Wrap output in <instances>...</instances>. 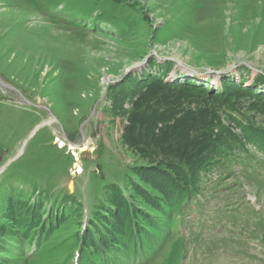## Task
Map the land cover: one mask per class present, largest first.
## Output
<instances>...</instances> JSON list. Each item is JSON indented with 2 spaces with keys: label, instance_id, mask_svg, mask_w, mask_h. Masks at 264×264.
I'll list each match as a JSON object with an SVG mask.
<instances>
[{
  "label": "rangeland",
  "instance_id": "obj_1",
  "mask_svg": "<svg viewBox=\"0 0 264 264\" xmlns=\"http://www.w3.org/2000/svg\"><path fill=\"white\" fill-rule=\"evenodd\" d=\"M166 70L264 96V0H0V264H95L85 249L117 230V192L157 208L131 186L151 158L124 141L131 104L116 88ZM241 103L222 121L245 147L188 199L135 215L150 230L117 264H264V152L242 131L264 132V101ZM56 138L85 144L78 162Z\"/></svg>",
  "mask_w": 264,
  "mask_h": 264
},
{
  "label": "trees",
  "instance_id": "obj_2",
  "mask_svg": "<svg viewBox=\"0 0 264 264\" xmlns=\"http://www.w3.org/2000/svg\"><path fill=\"white\" fill-rule=\"evenodd\" d=\"M171 65L170 62L168 66ZM166 72L159 76L130 74L123 77L116 88L122 100L131 104L123 139L130 148L151 158L150 163L138 169L140 179L131 186L154 201L157 208H149L132 195L117 192L108 212L116 219L118 228L97 237L104 244L102 253L95 250V246L84 248L88 263L92 260L95 264H117L118 257L126 258L125 245L138 248L140 244L136 240L146 238L151 227L147 224H151L135 219V215H149L164 204L188 199L202 172H208L221 160L235 158V151L245 147V143L223 123L222 116L230 117L238 112L244 98L257 97L264 101V96L242 87L227 74L222 76L220 90L214 93L209 85H202L196 78L166 81L169 71ZM260 76L259 80L264 81V75ZM242 131L246 143L264 152L263 131L257 132L249 126H243ZM101 216L107 218V211ZM7 219L12 221L11 227L23 225L20 220ZM100 223L102 226V221ZM141 247L146 246L142 244Z\"/></svg>",
  "mask_w": 264,
  "mask_h": 264
},
{
  "label": "built area",
  "instance_id": "obj_3",
  "mask_svg": "<svg viewBox=\"0 0 264 264\" xmlns=\"http://www.w3.org/2000/svg\"><path fill=\"white\" fill-rule=\"evenodd\" d=\"M56 144H57V146L59 147V149H61L62 148V141H61V139H59V138H56ZM80 173V171H78V174Z\"/></svg>",
  "mask_w": 264,
  "mask_h": 264
},
{
  "label": "water",
  "instance_id": "obj_4",
  "mask_svg": "<svg viewBox=\"0 0 264 264\" xmlns=\"http://www.w3.org/2000/svg\"><path fill=\"white\" fill-rule=\"evenodd\" d=\"M166 60L173 61V60H170V59H166ZM218 74H220V73H218ZM209 78H210V77H209ZM119 81H121V80H118V82H119ZM118 82H117V83H118ZM26 103H27V104H30V103H28V102H26ZM46 109H47V108H46ZM47 110H48V109H47ZM55 119L57 120L56 117H55ZM49 124H50V123L48 122V123H44L43 125L46 126V125H49ZM81 134H82V136H83V138H84V134H83V132H82V129H81Z\"/></svg>",
  "mask_w": 264,
  "mask_h": 264
},
{
  "label": "bare ground",
  "instance_id": "obj_5",
  "mask_svg": "<svg viewBox=\"0 0 264 264\" xmlns=\"http://www.w3.org/2000/svg\"><path fill=\"white\" fill-rule=\"evenodd\" d=\"M142 66V65H141ZM110 81V79H107L106 80V82H109ZM50 123V122H49ZM83 173V172H82ZM82 173H80V174H82ZM70 188H72V185H71V187Z\"/></svg>",
  "mask_w": 264,
  "mask_h": 264
}]
</instances>
